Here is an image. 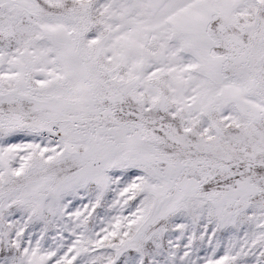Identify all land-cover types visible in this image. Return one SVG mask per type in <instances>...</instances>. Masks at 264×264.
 <instances>
[{
    "label": "snow or ice",
    "instance_id": "obj_1",
    "mask_svg": "<svg viewBox=\"0 0 264 264\" xmlns=\"http://www.w3.org/2000/svg\"><path fill=\"white\" fill-rule=\"evenodd\" d=\"M0 264H264V0H0Z\"/></svg>",
    "mask_w": 264,
    "mask_h": 264
}]
</instances>
